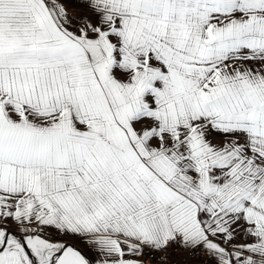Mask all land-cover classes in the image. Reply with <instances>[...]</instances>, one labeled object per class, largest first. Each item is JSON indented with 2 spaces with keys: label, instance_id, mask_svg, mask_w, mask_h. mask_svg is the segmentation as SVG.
Masks as SVG:
<instances>
[{
  "label": "snow or ice",
  "instance_id": "obj_1",
  "mask_svg": "<svg viewBox=\"0 0 264 264\" xmlns=\"http://www.w3.org/2000/svg\"><path fill=\"white\" fill-rule=\"evenodd\" d=\"M0 264H264V0H0Z\"/></svg>",
  "mask_w": 264,
  "mask_h": 264
}]
</instances>
